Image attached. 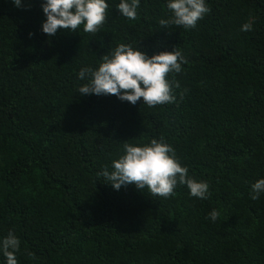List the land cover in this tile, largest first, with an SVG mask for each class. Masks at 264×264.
Listing matches in <instances>:
<instances>
[{
	"label": "trees",
	"instance_id": "16d2710c",
	"mask_svg": "<svg viewBox=\"0 0 264 264\" xmlns=\"http://www.w3.org/2000/svg\"><path fill=\"white\" fill-rule=\"evenodd\" d=\"M107 2L96 33L49 37L41 0H0V237L20 239L19 264H264V193L250 196L264 177V0H207L187 30L159 24L165 0H140L135 20ZM120 43L182 52L175 103L79 95V69ZM161 137L207 200L98 177L124 143Z\"/></svg>",
	"mask_w": 264,
	"mask_h": 264
},
{
	"label": "clouds",
	"instance_id": "9594fccd",
	"mask_svg": "<svg viewBox=\"0 0 264 264\" xmlns=\"http://www.w3.org/2000/svg\"><path fill=\"white\" fill-rule=\"evenodd\" d=\"M22 2L11 0L17 8ZM165 5L170 16L159 21L163 28H195L210 11L207 0H165ZM139 6L140 0H119L115 7L121 16L135 20ZM40 7L45 17L40 30L50 37L58 30L96 33L105 23L109 3L107 0H41ZM251 29V23L241 26V31ZM185 63V56L176 47L149 56L140 47L120 43L100 56L95 67L82 66L79 69L77 79L85 83L79 86L78 92L79 95L111 94L132 105L138 101L148 107L172 104L177 99L173 90L180 88V84L168 79V75L180 73ZM98 177L117 191L135 184L137 189L165 199L174 195L178 186H185L190 197L200 200H207L211 195L209 183L190 176L188 167L181 165L174 148L163 137L142 144L124 143L122 154L104 165ZM262 193L264 177L250 185L251 199H259ZM218 216L215 209L208 214L212 221ZM20 243L11 230L0 237V255L4 257L0 264H19L16 253Z\"/></svg>",
	"mask_w": 264,
	"mask_h": 264
}]
</instances>
